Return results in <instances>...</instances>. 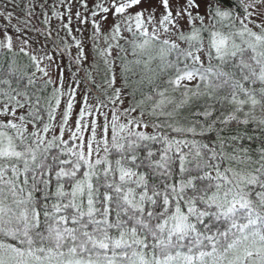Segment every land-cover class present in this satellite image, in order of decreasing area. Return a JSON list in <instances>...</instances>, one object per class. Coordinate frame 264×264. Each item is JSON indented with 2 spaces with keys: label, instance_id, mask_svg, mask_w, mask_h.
Segmentation results:
<instances>
[{
  "label": "snow or ice",
  "instance_id": "6c2138e0",
  "mask_svg": "<svg viewBox=\"0 0 264 264\" xmlns=\"http://www.w3.org/2000/svg\"><path fill=\"white\" fill-rule=\"evenodd\" d=\"M0 264H264V0H0Z\"/></svg>",
  "mask_w": 264,
  "mask_h": 264
},
{
  "label": "rangeland",
  "instance_id": "374dc122",
  "mask_svg": "<svg viewBox=\"0 0 264 264\" xmlns=\"http://www.w3.org/2000/svg\"><path fill=\"white\" fill-rule=\"evenodd\" d=\"M90 34V28L87 30V31H85L84 32V38H85V40H86V43H90L89 41H87V37H88V35ZM74 35H77V38H81L80 37V33H76V32H74ZM49 47H51V46H49ZM66 76L69 74L67 71H66Z\"/></svg>",
  "mask_w": 264,
  "mask_h": 264
}]
</instances>
